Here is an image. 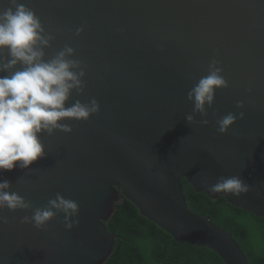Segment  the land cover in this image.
<instances>
[{"label":"water","instance_id":"95a60500","mask_svg":"<svg viewBox=\"0 0 264 264\" xmlns=\"http://www.w3.org/2000/svg\"><path fill=\"white\" fill-rule=\"evenodd\" d=\"M18 2L34 11L49 38L45 61L73 49L66 58L83 76L65 107L95 100L98 110L58 121L70 131L42 130L44 155L28 168L0 172L6 191L31 205L0 209L7 221L0 220V264H102L118 237L104 222L120 194L174 240L204 247L223 264H249L229 233L188 209L181 180L264 216V0ZM8 7L10 0H0V12ZM8 59L0 50V68ZM210 66L227 86L214 89L201 114L188 93ZM229 113L236 119L221 134L218 121ZM232 176L249 191H208ZM57 195L77 203L67 223H78L66 228L64 213L53 209L46 224L34 227L35 209Z\"/></svg>","mask_w":264,"mask_h":264},{"label":"clouds","instance_id":"9594fccd","mask_svg":"<svg viewBox=\"0 0 264 264\" xmlns=\"http://www.w3.org/2000/svg\"><path fill=\"white\" fill-rule=\"evenodd\" d=\"M42 32L39 17L18 0H10V7L0 12V50L6 49L9 57L0 71L6 72L20 65L10 75L0 76V172L16 167L28 168L41 158L44 152L38 134L42 130L49 134L56 128L70 131L58 121L63 118L87 119L90 113L98 110L95 100L91 101V106L77 101L71 107H65L71 90L80 88L83 72L73 71L78 63L66 58L73 53L71 47L45 61L43 47L48 45L49 38ZM219 72L218 68L210 66L209 74L188 93V99L194 101V111L203 114L204 105L210 106L213 102L214 89L227 86ZM186 119L191 122L193 117L189 115ZM235 119L231 113L224 116L218 121L217 131L225 133ZM9 187L7 180L0 182V209L15 211L31 206L17 193L6 191ZM208 191L240 196L249 191V186L237 176L222 177ZM53 209L64 213L66 228L78 223H67L69 217L77 215V203L60 195L49 200L48 207L35 209L30 222L40 228L55 215ZM23 219L29 222L28 217ZM0 220L7 222L5 218Z\"/></svg>","mask_w":264,"mask_h":264},{"label":"trees","instance_id":"16d2710c","mask_svg":"<svg viewBox=\"0 0 264 264\" xmlns=\"http://www.w3.org/2000/svg\"><path fill=\"white\" fill-rule=\"evenodd\" d=\"M181 183L189 210L208 217L229 233L249 264H264V216L235 207L220 195L212 199L203 191L197 192L184 178ZM260 185L264 189V176H261ZM104 224L108 232L118 237L102 264H223L214 252L204 247L174 240L140 215L121 194Z\"/></svg>","mask_w":264,"mask_h":264}]
</instances>
